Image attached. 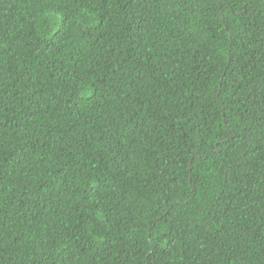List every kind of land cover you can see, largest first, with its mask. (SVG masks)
<instances>
[{
	"label": "trees",
	"instance_id": "trees-1",
	"mask_svg": "<svg viewBox=\"0 0 264 264\" xmlns=\"http://www.w3.org/2000/svg\"><path fill=\"white\" fill-rule=\"evenodd\" d=\"M0 264H264V0H0Z\"/></svg>",
	"mask_w": 264,
	"mask_h": 264
}]
</instances>
